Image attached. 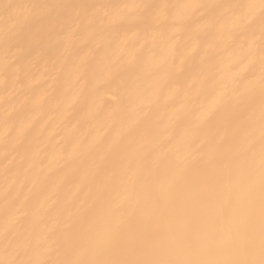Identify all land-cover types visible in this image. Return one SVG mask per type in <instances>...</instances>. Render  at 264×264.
Listing matches in <instances>:
<instances>
[{
    "label": "bare ground",
    "instance_id": "1",
    "mask_svg": "<svg viewBox=\"0 0 264 264\" xmlns=\"http://www.w3.org/2000/svg\"><path fill=\"white\" fill-rule=\"evenodd\" d=\"M0 264H264V0H0Z\"/></svg>",
    "mask_w": 264,
    "mask_h": 264
}]
</instances>
